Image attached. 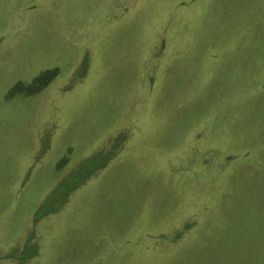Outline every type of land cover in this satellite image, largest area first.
Returning a JSON list of instances; mask_svg holds the SVG:
<instances>
[{"label": "rangeland", "instance_id": "obj_1", "mask_svg": "<svg viewBox=\"0 0 264 264\" xmlns=\"http://www.w3.org/2000/svg\"><path fill=\"white\" fill-rule=\"evenodd\" d=\"M0 264H264V0H0Z\"/></svg>", "mask_w": 264, "mask_h": 264}]
</instances>
